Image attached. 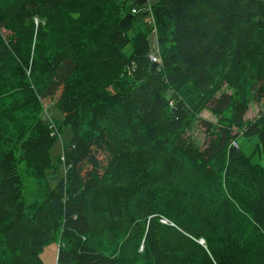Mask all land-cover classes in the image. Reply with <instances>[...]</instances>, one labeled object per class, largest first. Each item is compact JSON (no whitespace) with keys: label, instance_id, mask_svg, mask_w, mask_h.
<instances>
[{"label":"trees","instance_id":"trees-1","mask_svg":"<svg viewBox=\"0 0 264 264\" xmlns=\"http://www.w3.org/2000/svg\"><path fill=\"white\" fill-rule=\"evenodd\" d=\"M119 75L128 90L102 88ZM258 95L264 0H21L11 14L0 6V250L10 264H45L52 243L54 264H264V110L246 119ZM47 99L61 124L42 115ZM32 103L36 117L26 113ZM205 109L221 115V132L210 133ZM196 121L207 145L184 136ZM62 126L73 136L56 170ZM242 136H257L254 156ZM180 162L195 170L177 172ZM23 163L42 183L35 203L22 192ZM192 175L207 181L199 192ZM220 179L235 189H220ZM238 194L248 232L220 235L215 215L240 221Z\"/></svg>","mask_w":264,"mask_h":264},{"label":"rangeland","instance_id":"rangeland-1","mask_svg":"<svg viewBox=\"0 0 264 264\" xmlns=\"http://www.w3.org/2000/svg\"><path fill=\"white\" fill-rule=\"evenodd\" d=\"M21 0H0V6L1 8L4 9V13L6 14H11V12L13 11V9L15 7H17V5L20 3ZM154 1V0H153ZM6 34L7 32H13V34L15 33V31H12L11 29H6L5 30ZM11 34V33H10ZM6 36V35H5ZM127 51L131 50V47L127 46ZM130 71H127V75H130ZM132 76H129V79H131ZM132 80V79H131ZM130 87V82L124 78V76L119 75L116 78H114L112 81H109L107 84H103L102 88H104L105 90H107L108 92L114 93L115 91L117 93H122V91L128 90ZM114 108L116 109V106L113 105ZM264 110V97L262 96H257L256 99L252 102L251 106H250V110L248 112V114L246 115V119H254L257 116H259L261 114V112ZM30 112H34L35 113V117H36V105L35 103H32V105L27 106L26 107V113H30ZM45 112V120H47L50 124H55L54 120L57 121L59 124H61V121L63 120V112L60 110V108L53 103L52 99H47L44 101V107L42 109V115H44ZM41 116V114H40ZM201 118H204L207 120V122H211V124L215 127H211V129H209L210 133H213L214 131L216 132H221L220 129L222 128V124L220 122V118L221 115L220 114H216L213 111H211L210 109H205L202 111ZM33 121L34 119L32 117L30 118H26L24 119L22 122L25 124L26 128H31L30 125H33ZM15 127V126H12ZM61 133L58 135L59 140L54 144L52 150H51V154H52V158H53V162L55 164V168L57 170L58 167V158L61 160H63V149L65 147L66 144H68L71 141V138L73 136L72 130L70 127L68 126H62L61 127ZM204 127H201L199 121H196L194 124V127L192 126V128H190V130L187 131V133L184 135L186 139H189V141L192 142V140H197L199 142V145H207L209 143L210 136L208 137L207 133L204 131ZM10 133H14V135H16L17 133L15 132V129L12 128V130L10 129ZM239 143L242 147V149L245 151L246 154L248 155H253L256 154L255 152V146L257 144L258 138L257 136H252V137H239ZM17 154H19V151H17ZM98 158L104 163L106 164L107 160H106V155L103 153H99L98 154ZM53 168V169H55ZM189 168V169H194V165H192L191 163L186 164L183 162H180V165L177 168V172H179L180 170L183 171L184 169ZM19 170L21 172L22 175V192L23 195L26 197V199L28 200H33V202L35 203L37 201L42 183L35 180L34 178H32L30 176V170L25 166V164H20L19 166ZM195 170V169H194ZM201 172H207L210 173V170L208 168H200L197 169L196 171H200ZM58 171L60 172H64V166L62 161L59 163V168ZM53 172V170L49 171V174ZM65 173V172H64ZM63 173V174H64ZM204 177V176H203ZM190 183L193 185L194 187V191L195 192H199L200 191V187H204V185H206L207 181L204 179H201L198 175L193 176L192 175V179L187 178ZM52 183H54V181H52ZM218 186L220 187V189L227 191L228 194H230V188L235 189L232 186H229L226 182H224L223 180H218ZM195 200L194 197H189V199L186 201L188 204V208L192 209L194 207V202H191ZM198 201H201L203 203V205H207L209 204L210 206H214V202L213 200L210 199H206V200H201L198 199ZM234 209L236 210V214L237 216L240 218L239 223H236V226L232 227L231 225H227L224 223H221L219 220V215H215V219L218 223V226L220 228L216 229V232L220 235H224L225 233L230 234L232 233H246L248 232L249 229V217H248V209L245 206L244 202H243V198L241 194H238L237 196L233 197V204ZM113 206V205H112ZM203 211V213L206 212V209L203 208L201 209ZM163 220V219H162ZM167 223H172L169 220H167ZM95 228H93L94 230ZM222 239V238H220ZM102 240L105 242V244H107L109 242L108 239H106V237L104 235H102ZM104 244V243H103ZM56 244L52 243L51 245L47 246L45 249V252H43V258L45 261V264H54L55 263V254H56V249H55ZM139 252V251H138ZM140 261V259H139ZM0 264H10V261L8 259V256L4 255L3 252L0 250Z\"/></svg>","mask_w":264,"mask_h":264},{"label":"clouds","instance_id":"clouds-1","mask_svg":"<svg viewBox=\"0 0 264 264\" xmlns=\"http://www.w3.org/2000/svg\"><path fill=\"white\" fill-rule=\"evenodd\" d=\"M162 219H163V220H162ZM160 220L163 221L164 223H167V219H166V218H161ZM199 242H200L201 244H205V240H204V239H199Z\"/></svg>","mask_w":264,"mask_h":264},{"label":"built area","instance_id":"built-area-1","mask_svg":"<svg viewBox=\"0 0 264 264\" xmlns=\"http://www.w3.org/2000/svg\"><path fill=\"white\" fill-rule=\"evenodd\" d=\"M152 58L155 59L156 61H159V60L157 59V57H155V56H152Z\"/></svg>","mask_w":264,"mask_h":264},{"label":"bare ground","instance_id":"bare-ground-1","mask_svg":"<svg viewBox=\"0 0 264 264\" xmlns=\"http://www.w3.org/2000/svg\"><path fill=\"white\" fill-rule=\"evenodd\" d=\"M150 10V9H149ZM152 13V12H151ZM156 42V41H155ZM154 47V46H153ZM152 49H154V48H152ZM158 49V48H157ZM156 50V49H155ZM153 51V50H152ZM154 52V51H153ZM158 53V52H157ZM151 58V57H150ZM160 60V59H159ZM155 62V61H154ZM157 62V61H156Z\"/></svg>","mask_w":264,"mask_h":264}]
</instances>
